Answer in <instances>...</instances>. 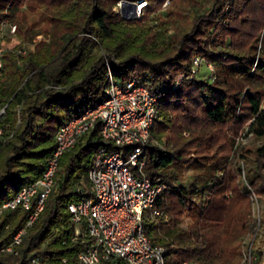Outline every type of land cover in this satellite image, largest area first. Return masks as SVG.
Returning <instances> with one entry per match:
<instances>
[{
	"label": "trees",
	"instance_id": "trees-1",
	"mask_svg": "<svg viewBox=\"0 0 264 264\" xmlns=\"http://www.w3.org/2000/svg\"><path fill=\"white\" fill-rule=\"evenodd\" d=\"M120 1L71 0L50 17L46 0H0V38L11 24L25 42L49 36L25 55L3 52L0 123L12 136L0 137V205L43 173L56 131L102 101L108 72L119 86L137 78L157 98L144 173L164 184L161 215L144 217L145 235L168 247L166 264H244L252 194L264 199V0H168L165 17L152 14L166 0H144L131 19L115 9ZM195 56L213 65L210 81L192 74ZM246 124L259 145H236ZM103 145L96 124L62 153L56 184L29 225L33 209L0 213V264H81L87 237L75 235L67 205L89 195L90 159ZM261 222L264 230V213ZM23 227L16 254L4 251ZM258 252L252 264H263Z\"/></svg>",
	"mask_w": 264,
	"mask_h": 264
},
{
	"label": "built area",
	"instance_id": "built-area-1",
	"mask_svg": "<svg viewBox=\"0 0 264 264\" xmlns=\"http://www.w3.org/2000/svg\"><path fill=\"white\" fill-rule=\"evenodd\" d=\"M134 3V16L138 18L146 2L138 0ZM117 6L120 7V2ZM14 31L15 25H11L9 32ZM4 49L0 41V76ZM23 52L18 51L20 54ZM202 65L210 75L213 73L211 63L201 56H195L191 64L192 74H196ZM210 77L213 78L212 75ZM183 78V74L178 73L174 78V87ZM108 80L102 101L69 119L56 131L55 148L43 173L5 200L0 205V213L16 208L33 209L26 223V226L29 225L43 209L56 184L58 158L99 124V134L109 146L99 147L91 156L87 171L89 195L67 205L75 225V235L84 233L87 237L77 259L81 264H99L110 257L119 258L124 264H166L168 247L151 244L143 224L146 210H149L148 216L151 218L161 215L155 203L164 184L145 175L146 160L143 157L155 118L157 98L137 78H131L119 86L108 72ZM4 113L5 106L0 104V119ZM5 134L11 137L12 131L0 123V137ZM24 233L25 227L14 235L13 242L3 250L16 254L14 247ZM180 264L193 263L183 260Z\"/></svg>",
	"mask_w": 264,
	"mask_h": 264
},
{
	"label": "rangeland",
	"instance_id": "rangeland-1",
	"mask_svg": "<svg viewBox=\"0 0 264 264\" xmlns=\"http://www.w3.org/2000/svg\"><path fill=\"white\" fill-rule=\"evenodd\" d=\"M144 1V0H143ZM167 3L165 4V2ZM163 5L162 9L157 11L156 13H153L152 15H157L158 17H165L166 16V6L168 5L169 1L166 0ZM224 4H228L229 0H223ZM71 6V0H46V4L41 9L46 15L50 17H56L59 15L64 14L69 10ZM115 9L119 11V7L116 5ZM225 10H227V6L225 7ZM152 23V25H156V21L149 22ZM40 24H47V23H40ZM12 25V24H11ZM10 25V26H11ZM40 39H49L48 34L46 35H37L34 37L33 41L25 42L23 38L17 34H9L7 32H4V35L1 36V43L2 45L8 49H11L14 52H17L18 50L24 51L22 55H25L29 51L35 50V44ZM199 75L200 77H205L207 80L210 81L209 72L205 65H202L199 69ZM8 126V124H6ZM247 124L245 126V129L240 132V135L236 139V145H245V146H256L261 143V140L255 139L250 133L246 130ZM184 135H188V133H183ZM252 206H251V217L253 220V232L248 234L242 241V248L239 255V259L244 262V264H252L254 261V257L252 254H254V250L258 251L264 250V230L262 229V216L264 213V199L260 200L258 195L252 194ZM257 200V201H256ZM149 210H146L145 217L148 216ZM256 254V252H255ZM262 263L264 264V260H262Z\"/></svg>",
	"mask_w": 264,
	"mask_h": 264
},
{
	"label": "water",
	"instance_id": "water-1",
	"mask_svg": "<svg viewBox=\"0 0 264 264\" xmlns=\"http://www.w3.org/2000/svg\"><path fill=\"white\" fill-rule=\"evenodd\" d=\"M135 3L131 1H120L119 13L124 19L134 18Z\"/></svg>",
	"mask_w": 264,
	"mask_h": 264
}]
</instances>
